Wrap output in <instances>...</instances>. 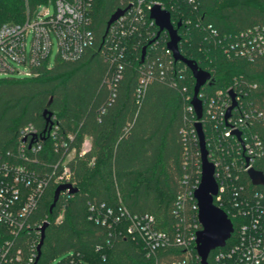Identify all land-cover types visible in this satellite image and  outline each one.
Wrapping results in <instances>:
<instances>
[{
	"label": "trees",
	"instance_id": "obj_1",
	"mask_svg": "<svg viewBox=\"0 0 264 264\" xmlns=\"http://www.w3.org/2000/svg\"><path fill=\"white\" fill-rule=\"evenodd\" d=\"M49 1L55 2L0 0V26L24 22L28 11ZM158 2L170 12L175 27L181 23L182 56L212 76L213 83L200 91L202 100H219L218 92L229 89L240 97L239 113L243 109L247 116L240 129L243 135L256 134L261 140L263 152L252 165L264 174V55L249 59L226 52L228 42L240 32L264 27V0H200L196 7L176 0ZM126 7V0H91L87 16L93 42L79 59H56L51 67L46 63L33 78L0 79V179L5 167L13 172L22 167L36 182L46 181L36 206L24 217L29 228L13 236L0 224V247L11 241L8 257L18 256L16 264H65L71 258L84 264H170L184 257L183 249L171 247L147 258L141 240L127 234L129 221L120 217L122 210L131 216L150 215L157 230L186 237L188 226L196 223L193 193L201 180L197 118L188 110L195 79L184 63L175 62L167 52L168 33L157 38L159 29L140 20L138 30L124 40L121 63L104 54L111 31L106 35L107 23ZM145 19L150 21L148 12ZM46 110L51 119L44 135ZM237 116V111L231 115ZM201 123L208 151L216 137L223 146L236 143L222 136L227 124L213 120L206 109ZM25 127L35 128L38 137L22 139ZM35 146L40 149L34 151ZM65 168L68 184L78 191L63 192L50 212ZM234 186L264 192L252 185L246 172ZM17 187L20 197L11 207L16 217L31 192ZM216 205L228 215L235 232L226 247L210 253L208 264H215L216 253L236 241L237 219L224 205ZM105 216L108 222L103 224ZM46 223L36 262L42 236L38 226ZM192 248L201 263L195 243Z\"/></svg>",
	"mask_w": 264,
	"mask_h": 264
},
{
	"label": "built area",
	"instance_id": "obj_2",
	"mask_svg": "<svg viewBox=\"0 0 264 264\" xmlns=\"http://www.w3.org/2000/svg\"><path fill=\"white\" fill-rule=\"evenodd\" d=\"M129 9L110 28V35L104 54L113 63H121L126 52L125 38L131 36L137 28V22L142 20L147 25H155L150 19H145L146 12L149 14L155 5H160L167 10L158 0H126ZM175 3L187 4L196 7L200 0H176ZM53 4L54 12L51 13L48 6ZM44 7L40 14L37 10ZM47 7V8H45ZM91 0H55L45 5H40L35 11H28L26 19L22 23H5L0 26V76L2 78H33L38 76L42 65L47 63L51 67L50 57L53 47L57 45L56 59L65 61L79 59L87 47L93 42V33L88 25V11ZM126 7V8H128ZM172 7H176L173 4ZM124 8V9H126ZM173 9V8H172ZM168 11V10H167ZM156 26V25H155ZM167 33V32H166ZM212 35L216 32L212 30ZM169 37V35H168ZM31 38L30 47L28 39ZM167 52L171 53L167 48ZM226 52L237 57L252 58L255 55H264V27L254 26L236 35L226 48ZM25 66V69L21 67ZM121 70V66L118 67ZM231 89L227 93L218 92L216 100L208 97L202 100L204 110L213 120L223 121L229 125L222 133L225 138H234L235 144L226 146L219 144L218 138L213 147L208 151L209 160L215 165V178L219 185L218 194L214 197V203H220L227 208L228 213L237 219L235 243L218 251L215 255V264H263L264 263V192L246 191L244 186L235 187L234 183L240 179L243 172L253 167L254 160L263 152V145L256 134H244L240 127L246 121L245 110L239 113V105L232 111H237L236 119L230 117L226 122L225 117L228 108L232 104ZM239 102L240 97L236 95ZM192 101V100H191ZM188 110L194 112L190 104ZM195 113V112H194ZM264 119V117H263ZM197 122V121H196ZM240 131L242 144L233 132ZM22 139L37 138V131L33 127H25L20 134ZM33 147V146H32ZM40 149L34 147V151ZM227 156L231 159H227ZM241 159V161L238 160ZM246 159L250 164L246 166ZM0 179V224L9 228L13 236L27 227L24 217L31 212L41 197L46 181L34 179L32 173L22 167L11 171L8 167L2 171ZM62 184L69 183V170L64 169ZM10 180V181H8ZM12 182V183H10ZM35 184V185H33ZM200 184V183H199ZM18 185L30 189L26 202L17 211L18 216L11 210L14 202L20 197ZM33 187V188H32ZM198 188V187H197ZM196 188V189H197ZM196 191V190H195ZM194 191V192H195ZM226 192H230L225 200ZM194 197V193H193ZM195 200V198H194ZM182 198H179L181 204ZM196 223L188 226L189 234L183 236L181 232L175 235L169 232L159 231L155 227V219L150 215L131 216L126 210L120 212V217L129 221L127 234L133 239H139L144 244L147 258H156L158 251L171 247L183 249L181 259L172 261L170 264H201L194 257L193 243L196 244V234L201 230L198 221V206ZM218 206V205H216ZM221 208L220 206H218ZM111 213V212H110ZM112 215V214H111ZM20 219V220H19ZM108 216L103 219V224ZM42 225L38 226V232H42ZM235 232V229H234ZM233 232V233H234ZM11 241H5L0 247V264H16L20 261L8 257ZM226 247V246H225ZM30 262H33L31 259ZM65 264H84L82 259H74Z\"/></svg>",
	"mask_w": 264,
	"mask_h": 264
},
{
	"label": "water",
	"instance_id": "obj_3",
	"mask_svg": "<svg viewBox=\"0 0 264 264\" xmlns=\"http://www.w3.org/2000/svg\"><path fill=\"white\" fill-rule=\"evenodd\" d=\"M128 9L129 7L126 9H120L110 17L107 23L106 35L110 27L122 15H124ZM150 19L155 22L156 27L159 29L157 38L162 32L168 33L169 42L167 44V48L171 51L174 61L184 63L191 71L195 79L194 96L191 101V105L194 108V112L197 118L195 128L199 140L201 155V180L198 188L194 192V198L197 201L198 206V221L201 225V230L196 234V249L201 259V264H208V257L210 253L217 248L224 247L234 231L233 224L228 215L224 210L216 206L214 203V197L218 194L219 185L215 178V165L209 160L205 133L201 123L204 114V108L203 103L199 98V94L201 89L206 84L211 85L213 83V79L210 73L200 69L199 66L193 61L185 59L180 53L179 44L181 42V37L178 34V29L180 28L181 23H179L177 27H175L172 23L171 14L169 11L162 9L160 5H155L150 11ZM105 36L103 40H105ZM153 42L154 41H152L150 44H152ZM145 54L146 47L143 48L142 60H144ZM230 95L232 104L227 110L225 117L226 122L230 119L232 111L238 105L236 95L233 91H231ZM44 116L46 117V128L42 134L45 135L50 130L51 113L46 110L44 112ZM227 126L229 127L228 124ZM233 134L237 136L239 142L242 144L240 131L233 132ZM249 164V159H246V166H249ZM247 175L253 186H260L264 189V174L262 172L257 171L253 167H251L248 169ZM77 191V188L68 183L58 186L54 193V201L51 205L50 212H52V210L56 206L59 197L63 192L74 194ZM47 225L48 223H46L42 228V236L37 249L38 256L36 262L40 259L41 256V247L44 242L45 229Z\"/></svg>",
	"mask_w": 264,
	"mask_h": 264
},
{
	"label": "rangeland",
	"instance_id": "obj_4",
	"mask_svg": "<svg viewBox=\"0 0 264 264\" xmlns=\"http://www.w3.org/2000/svg\"><path fill=\"white\" fill-rule=\"evenodd\" d=\"M44 7H40L38 10H37V13L40 14L42 12ZM47 8V7H45ZM48 9L51 13L54 12V6L53 4H50L48 6ZM30 41H31V38L28 39V46L30 47ZM56 51H57V45H55L53 47V53L51 54V57H50V64L53 66V64L55 63V60H56ZM22 69H25L26 67L25 66H22L21 67ZM2 78V76H0V79Z\"/></svg>",
	"mask_w": 264,
	"mask_h": 264
},
{
	"label": "crops",
	"instance_id": "obj_5",
	"mask_svg": "<svg viewBox=\"0 0 264 264\" xmlns=\"http://www.w3.org/2000/svg\"><path fill=\"white\" fill-rule=\"evenodd\" d=\"M89 144H90L89 143V140H87L86 143H85V145H84L85 149H87L89 147Z\"/></svg>",
	"mask_w": 264,
	"mask_h": 264
}]
</instances>
